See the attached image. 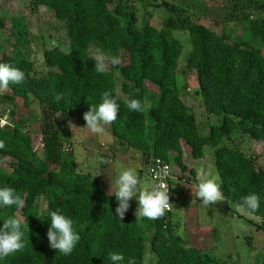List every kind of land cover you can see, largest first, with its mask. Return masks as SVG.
I'll use <instances>...</instances> for the list:
<instances>
[{"label": "trees", "instance_id": "1", "mask_svg": "<svg viewBox=\"0 0 264 264\" xmlns=\"http://www.w3.org/2000/svg\"><path fill=\"white\" fill-rule=\"evenodd\" d=\"M128 1L33 0L35 8L52 9L55 18L65 24L66 50L45 49L43 58L49 70L42 76L36 75L19 46L0 57V62L13 63L26 74L23 83L9 85L10 95L0 92V106L7 99H21L26 105L34 97L45 106L44 114L50 120L44 129L46 155L40 157L22 120L13 114L10 122L2 124L0 114V140L5 142L0 157L13 160L11 171L0 168V186L15 188L26 201L23 209L0 208V222L19 215L27 218L29 228L25 248L0 264H109L108 255L114 251L124 254L125 264L129 257L144 264L148 236L149 249L156 255L154 264H222L185 245L171 223L172 212L155 221L137 222L135 214L127 211L120 220L114 196L98 179L79 173L73 157L62 150L52 125L55 115H74L86 123L84 113L90 104L99 103L106 90L120 102L117 119L110 124L116 141L141 153L148 162L155 157L169 161L174 153L182 170L186 168L182 145L189 148L193 159H205V146H209L227 201L238 205L249 193L260 196V207L252 214L263 222L253 224L264 231V166H256L239 150L223 145L235 132L264 143V0H234L227 17L243 25L244 33L237 39L195 23L184 15L185 10L165 0L156 4L169 11L160 28L138 26ZM175 30L189 35L186 67L196 72L199 84L194 94L201 98L208 118L221 119L219 125L209 126L206 135L180 97L177 68L183 45L172 35ZM96 49L108 55H127L126 64L114 66L116 77L112 67L104 73L95 70L92 52ZM128 98L140 100L143 111H130L124 103ZM41 198L48 207H59L73 219L81 239L70 255L49 246V223L44 221L49 218L40 212Z\"/></svg>", "mask_w": 264, "mask_h": 264}, {"label": "rangeland", "instance_id": "2", "mask_svg": "<svg viewBox=\"0 0 264 264\" xmlns=\"http://www.w3.org/2000/svg\"><path fill=\"white\" fill-rule=\"evenodd\" d=\"M161 1L129 0L128 7L136 15V24L138 26L150 24L160 28L163 20L169 15V11L165 7L156 5ZM165 1L181 7L185 10L184 15L188 14L192 21L203 24L216 33L225 32L231 39L242 37L244 33L242 23L231 21L227 17V12L234 0ZM32 2L33 0H0V57L4 52L10 53L12 48L19 46L24 56L33 63L36 75L42 76L49 70L43 58L45 49L58 47L66 50L68 37L65 24L55 18L52 9L43 6L35 8ZM172 35L183 45L177 68V86L181 100L189 107L190 111L194 112L203 135H206L209 126L211 124L219 125L221 119L215 116L208 118L201 98L194 94V91L199 88V84L196 72L186 67V60L191 49L188 33L175 30ZM92 54H95V50ZM121 58V64H126L127 55L124 54ZM109 67L115 69L116 77L117 68ZM117 93H121L119 79L117 80ZM3 94L10 95L11 93L4 90ZM150 104L151 102L148 101L147 105ZM44 108L45 106L41 105L34 97H30L26 105L21 99H7L0 106L1 123L10 122L13 114L20 118L24 129L32 136L34 151L40 157L46 155L44 129L45 123L50 121L44 114ZM52 125L62 141V150L73 157L79 173L90 174L102 183L101 180H105L106 174L109 177V173L114 171L115 178H117L119 172L131 164L139 170L142 187L153 184L148 178V166H146L148 161L141 153L116 141L111 134L110 124L104 126L103 133L94 134L80 118L74 115L66 118L63 114H56ZM223 145L239 150L253 159L256 166H264V143L252 140L248 134L235 132L224 140ZM183 148L188 150L186 146ZM101 155L107 160L104 165L98 164V157ZM173 156L175 154L170 153L169 161L172 169L174 174L178 173L181 176L179 170L181 168L174 161ZM205 156V161L195 160L196 164L202 163L199 175L209 168L218 174L211 158L209 146H205ZM12 163L11 158L0 157L1 169L11 171ZM181 181V178H177L171 184L172 224L175 227V232L183 238L185 245H193L189 239L192 229H190L191 223L188 219L190 217L195 220L188 214L189 210L193 208L198 210L199 220L196 218L195 222L210 227L206 230L200 228V231H194L196 232L194 247L222 264H264V231L253 224V222L261 224L263 221L247 210L237 211V205L227 200L219 201L206 208L200 200L191 199L190 197L193 196L191 193L184 192L182 187L184 182ZM104 182L107 184L106 181ZM112 189L115 190V186H112ZM109 190L111 191V189ZM130 203L134 206H130L128 211L135 213L138 202L133 199ZM45 206H47V202L45 198H41V213H45ZM149 239L148 236L145 242L144 264H154L156 260L155 253L149 249Z\"/></svg>", "mask_w": 264, "mask_h": 264}, {"label": "clouds", "instance_id": "3", "mask_svg": "<svg viewBox=\"0 0 264 264\" xmlns=\"http://www.w3.org/2000/svg\"><path fill=\"white\" fill-rule=\"evenodd\" d=\"M95 70L104 73L109 66H119L122 58L119 55H108L102 49H96L92 57ZM24 70L13 63L0 62V92L8 89L10 84H21L25 81ZM126 107L130 111H143L144 105L135 98L124 100ZM120 109L119 100L111 91H104L98 104H90L89 110L84 113L86 126L94 134H101L105 130V125H109L117 119ZM5 148V142L0 140V150ZM107 160L101 155L98 157V164L104 165ZM171 175V170L165 166L157 173L159 183H153L141 187L140 174L137 167L131 164L119 172L114 181L115 190L110 195L117 201L115 208L116 216L122 220L129 210L130 202L135 199L138 202L135 211L137 222L147 219L155 221L164 216L170 210L169 185L167 179ZM195 195L203 205L208 208L219 201L226 200L221 190L219 175L211 168L202 172L196 183ZM25 198L15 188L2 185L0 186V208L14 206L23 209ZM260 207V196L256 193H249L244 196L237 211L247 210L254 213ZM49 223L47 239L49 246L65 256L70 255L76 248L81 237L74 227L73 219L65 214L59 207L52 209L45 206L44 209ZM27 222V227L25 224ZM29 231L26 217L19 215H9L0 222V262L5 258L22 251L26 244V233ZM29 238V237H28ZM109 264H125V256L121 252H110L108 255ZM127 264H136L132 257L127 259Z\"/></svg>", "mask_w": 264, "mask_h": 264}, {"label": "crops", "instance_id": "4", "mask_svg": "<svg viewBox=\"0 0 264 264\" xmlns=\"http://www.w3.org/2000/svg\"><path fill=\"white\" fill-rule=\"evenodd\" d=\"M184 145H182V150H183V154H182V163L186 166L185 170L179 169L181 172V176L178 175V173L174 174L173 171V179H172V183L173 180H177V178H181V182L183 184V188H184V192L187 191V193H191L190 198L193 200H197L196 195H195V189H196V183H197V179L199 177V173H200V165H202V163L200 162V164H196L195 160H204L205 159H193L190 153L189 148L187 147L188 150H186L185 148H183ZM174 155V153H171ZM189 156V159H188ZM174 158V156H173ZM188 160V161H187ZM182 170V171H181ZM109 177L107 176V174L105 175V180L107 184H105L104 181L101 180V184L105 187V189L107 190V192L110 194L111 191L109 189H111V185L115 186L114 181L116 180L115 175H114V171H111V173H109ZM142 177H140V182H142ZM149 178V177H148ZM141 187H142V183H141ZM113 190V189H112ZM114 191V190H113ZM131 207L134 206L132 203ZM131 212V211H129ZM133 214H135L134 212H131ZM189 215L193 216L196 220V218L198 219V210L197 209H193L189 210ZM171 223H173V212L171 213ZM188 219L190 220L191 228V236L189 237V239L191 240V242H193V245L190 246H194V235L196 232H194L195 230L200 231V228L203 230L209 229L210 227L207 225H200L198 222H195V220H193L192 218L188 217ZM199 220V219H198ZM195 225V228H193Z\"/></svg>", "mask_w": 264, "mask_h": 264}, {"label": "built area", "instance_id": "5", "mask_svg": "<svg viewBox=\"0 0 264 264\" xmlns=\"http://www.w3.org/2000/svg\"><path fill=\"white\" fill-rule=\"evenodd\" d=\"M148 166V177L153 183H159L160 181L157 180V173L162 167L167 166L171 170V175L167 179V184L169 185V200H170V210L166 211V216L168 213L172 212V193H171V184L173 179V169L170 161L163 160L161 158L155 157L151 158L147 164ZM164 216L160 217L163 218Z\"/></svg>", "mask_w": 264, "mask_h": 264}]
</instances>
